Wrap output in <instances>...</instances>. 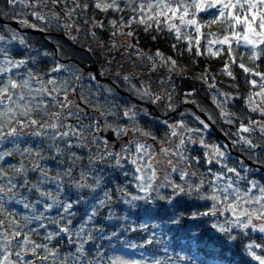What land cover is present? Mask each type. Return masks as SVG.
I'll return each mask as SVG.
<instances>
[{
    "label": "snow or ice",
    "instance_id": "6c2138e0",
    "mask_svg": "<svg viewBox=\"0 0 264 264\" xmlns=\"http://www.w3.org/2000/svg\"><path fill=\"white\" fill-rule=\"evenodd\" d=\"M0 18L16 25L0 23V264H264V0H5ZM53 28L68 48L34 47L25 31ZM98 30L108 56L73 62L81 33ZM141 33L172 54L141 48ZM120 49L149 78L167 73L158 89L113 65ZM185 53L224 57L231 91L207 65L194 77L215 115L196 88L181 94L206 119L170 115L174 78L193 79ZM218 122L228 143L209 140Z\"/></svg>",
    "mask_w": 264,
    "mask_h": 264
},
{
    "label": "trees",
    "instance_id": "16d2710c",
    "mask_svg": "<svg viewBox=\"0 0 264 264\" xmlns=\"http://www.w3.org/2000/svg\"><path fill=\"white\" fill-rule=\"evenodd\" d=\"M4 4H5V0H0V8H4ZM5 10H7V9H5ZM89 15H91V13H89ZM150 35H155V33H149L148 35L141 33V35L139 37V39H140V45L139 46L141 48L155 50L156 47H159V48H161L162 51H164V53L166 55L172 54L170 48L168 47V44L171 41L166 42L163 38H161L157 42L153 43V42L149 41L148 37ZM27 36L28 37L30 36L29 40L32 39L31 42L33 43L34 47H40L42 44H44L48 47V49L50 51L52 50V46L50 44L51 41L56 43L57 41L60 40V43H62V40H64V41L67 40L64 36L60 37V35H54V34L50 35V36H44L43 37L40 34L37 35V34L28 32ZM97 37H98V39H95L96 42L100 43V41H104L105 43H107L108 32L98 30L97 31ZM123 38L126 39L125 37H123ZM63 45L65 48H68L70 44L64 42ZM73 47L75 48V55L73 56V62H77V61H80L82 59L83 62L86 63L85 58L87 60H90V59H96L97 60L98 56L107 57V54H104L103 52H101L99 50V48L95 49V51L91 52V54H87L84 51L85 50L84 48H83L84 50L83 49L79 50V49H77V47H75V46H73ZM196 59H197V63L193 64L191 62V58H190L188 53H185L183 58H179V62L182 66L187 65V70L185 72V76L186 77H193V79H186L182 76H177L174 78V83L177 86L176 97L178 99H181L182 93L190 90L191 88H196L197 89V96H196L197 100L201 103L202 106L207 107L208 110L210 112H212L213 106L211 105V100H210L211 90H209L207 88V86L204 83H202L200 80L194 79V77H196L203 70V68L206 65L209 67L211 74L215 75V77H216L217 76L216 64L219 67L221 60H220V58L213 60V59H210L208 57H200V58H196ZM234 70L236 72L237 79L240 81V83L243 87V76L241 75L240 70L238 68H236ZM216 80L217 81L219 80L218 77H216ZM120 89H124V86L121 85ZM119 94H120L122 99L127 97L129 100H131L129 96L123 95L120 91H119ZM131 101L134 102L133 99ZM214 113L215 112H212L213 115H214ZM209 133H210L209 140H214V141H218V142L222 143V141H220L219 138L217 136H215V133L213 131H211L210 129H209ZM214 136L216 137V140H215ZM130 220H135V218L132 217V218H130ZM111 223H115V221H112ZM157 231H159V230H157ZM125 235L127 238H130L132 240H137V242H138V236L140 235V233L139 232H137V233L129 232V233H126ZM236 259H238V257H236Z\"/></svg>",
    "mask_w": 264,
    "mask_h": 264
},
{
    "label": "rangeland",
    "instance_id": "374dc122",
    "mask_svg": "<svg viewBox=\"0 0 264 264\" xmlns=\"http://www.w3.org/2000/svg\"><path fill=\"white\" fill-rule=\"evenodd\" d=\"M9 14L11 15V12ZM116 39H117V42L124 40L123 37H117ZM79 40H82L84 46H87V48L88 47H92L93 49L99 48V50H100V47H99L100 44H98V42H96L93 38L85 36L83 33H81ZM100 51L103 53L106 52L108 54L107 43H105V48L103 50H100ZM121 53H125V50L120 49L119 52H113L112 53V55L116 56V58H117L115 61H113V65H115L117 62L123 63L125 66V70L130 71V72L139 73L141 79H143L145 82H151L153 89H158L157 76L167 74L163 69H159L156 74L152 75L151 78H149V75L147 74V72H148V67H150V65L141 66L138 64L135 68H133L132 61L127 58V55H125L122 58ZM85 60H86V63H89V61L86 58H85ZM174 103H177L179 105V102L176 98L174 99ZM185 108L186 107H184L183 109H185ZM227 129H228V126L226 127V130Z\"/></svg>",
    "mask_w": 264,
    "mask_h": 264
},
{
    "label": "flooded vegetation",
    "instance_id": "af4514ba",
    "mask_svg": "<svg viewBox=\"0 0 264 264\" xmlns=\"http://www.w3.org/2000/svg\"><path fill=\"white\" fill-rule=\"evenodd\" d=\"M10 15V14H9ZM0 23H9V24H11V26H16L15 25V23L13 22V21H8V20H6L5 22H0ZM226 90V89H225ZM134 101H136V100H134ZM140 106H144V104L142 103V102H139L138 103ZM157 113L158 114H160L161 115V112H159V111H157ZM161 119H163V115H161Z\"/></svg>",
    "mask_w": 264,
    "mask_h": 264
},
{
    "label": "water",
    "instance_id": "95a60500",
    "mask_svg": "<svg viewBox=\"0 0 264 264\" xmlns=\"http://www.w3.org/2000/svg\"><path fill=\"white\" fill-rule=\"evenodd\" d=\"M34 32H36V33H39L38 31H35V30H33ZM41 33V32H40ZM214 127V129H215V131L217 130V132L218 133H220L221 135H222V133L217 129V127H215V126H213Z\"/></svg>",
    "mask_w": 264,
    "mask_h": 264
}]
</instances>
